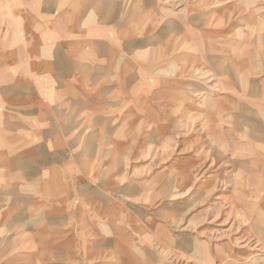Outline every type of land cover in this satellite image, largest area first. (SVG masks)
<instances>
[{"label":"rangeland","instance_id":"1","mask_svg":"<svg viewBox=\"0 0 264 264\" xmlns=\"http://www.w3.org/2000/svg\"><path fill=\"white\" fill-rule=\"evenodd\" d=\"M133 1L137 0H129L126 4L123 0V7L131 5ZM192 1L157 0V3H160L166 16H178L174 21L179 23L180 30L186 22L185 18L198 15L201 8L200 11H204L212 7L210 14L206 11L207 17H211L209 21L216 26V30L212 28L215 31L209 37L210 41L206 42V38L198 32H201L198 29V17L195 22L196 31L192 33L195 40L186 41L187 33L179 31L180 40L185 45L189 42L196 49L193 51L194 59L184 56L186 58L181 60V71L186 72L180 71L178 78L180 90L184 91L186 97L196 102H202L207 95L212 100H222L221 103L212 101L209 107L212 115L188 114L183 106L177 111L172 106L174 102L169 99L170 95L165 94L166 91H159L160 88L164 90L172 85L171 72L152 74L150 71H155L156 66L149 68L145 65L143 69L135 71V79H128L132 89L130 100L122 97L97 101L96 90H93V97L89 92L87 107L99 102L102 111L92 114L88 107L81 118L109 120L108 126L95 121V125L77 128L80 131V135H77V149L82 151L88 145L91 147L92 159L85 161L90 162L86 170L92 164L90 171L93 173V182L83 177L77 161L73 162L72 159V168H69L67 177L56 170L52 172V182L69 183L73 186L71 179L75 175L79 183L83 184L86 180L95 189L106 190L107 194L110 190L117 191V197L119 188H123L124 184L131 186L133 196L139 193L138 198H143L146 194V203L137 202L142 208L134 206L132 202L128 203L131 205L132 216L143 214L141 217L147 223L146 228L140 233L134 234L133 231L136 238L132 239L128 252L119 253L111 246L114 241L112 237L115 227L123 223L124 217L125 220L129 218V214L124 213L127 212V206H124L127 202H100L101 205L93 209L91 204L95 202H85L87 205H82V202H76V205L66 202H33L30 208L26 206L27 202L12 201V183H18V178L14 180L13 177V180L7 182L6 178L3 181L2 175L0 182L9 183L4 184L3 190L0 188V250L1 254L3 252L4 263L11 260L12 256L7 253L11 252L13 246L20 258L31 253L28 250L27 232L35 230V249L41 252L37 254L41 256H37L32 262L41 264L44 259L40 245L43 238L39 239L37 235L38 222L42 220L40 218L44 216V222L48 223L52 217L54 230L55 225H58L54 220L68 213L74 217L78 215L80 220L99 218L102 221L92 232L94 237L88 238L89 249H83L86 238L79 237L78 247L74 246L62 253L55 247L60 239L52 238V248L45 253L46 263L59 264V257H65V262L71 264V257L78 256L79 264H86L89 258L85 260V256L93 253V258L99 254L97 259L101 264H121L125 262L122 259H130L131 264H264V142H261L264 140V12L254 13L251 19H247L246 12H243L245 5L242 3L248 4V0H223V11L222 8L215 7L218 0H209L208 4L204 0H194L197 11L190 13L186 9ZM250 1L264 10V1ZM22 9L23 0L20 1V10ZM149 9L150 6L142 11ZM12 11V0L0 1V41L3 42L0 58L2 56L4 75L12 72L10 57L27 52L29 40L25 38L26 35L41 29L51 30L49 25H43L46 22L40 17L29 18L12 14ZM27 17L35 19V23L41 26H34L33 20L22 19ZM168 35L170 31H163L158 35L149 34V37L154 39L157 36L162 41L153 44L148 39L150 44L145 49L146 58L154 53L157 55L159 50L166 51L167 41L174 37ZM226 41L233 44H226ZM188 48L181 46L180 53L185 52L187 55ZM207 56L211 57V64ZM17 65L21 68L19 78H16L18 85L28 88L29 94H43L47 87L60 86L59 80L51 82L49 79L31 76L26 71V63ZM209 65L211 69L208 68ZM22 71L23 77L20 78ZM221 72L225 77L224 82L227 80L226 85L234 86L236 93L226 91L231 94L226 96L220 93V81L216 76ZM195 73L199 76L195 77ZM160 77H164L162 87L157 82L155 84V78L159 80ZM254 81L256 84L252 86ZM11 82L10 78H5L4 86H10ZM147 86L153 89L146 94V89L149 88ZM252 89L257 94L252 93ZM26 93H21L20 96L25 99L21 100L20 105L28 103L29 94ZM10 98V95L4 97V129L7 136H12L5 138L9 140L5 148L9 150V147H14L15 150L13 153H4L5 167L11 165V157L21 161L31 157L39 144H43V135L50 141L56 135L52 130L59 129H43L36 125L34 135L31 136H35L34 142L27 143L26 138L29 136L24 130L27 124H37L39 116H43V120L47 122L57 120L56 106L49 105L44 111L32 110L33 114L37 112L32 117L25 114L24 110L19 112V116H13L12 108L6 111L10 106ZM122 102H127V105L119 109ZM102 104L110 106L103 109ZM46 105L47 102L41 106ZM112 109L113 112H109ZM160 117L163 125L157 126L156 122H159ZM131 122L139 124L126 128L125 132L118 135L121 124ZM13 123L19 124L20 128L11 130ZM89 134L90 139L85 141ZM71 143L70 140L63 143L56 141L53 144L47 142V146H53V149L65 146L68 150ZM113 147L116 148L115 152L111 151ZM35 156L38 155L35 153ZM35 167V183L42 184L45 176L42 166ZM122 172L123 176L120 175ZM23 190L20 189L19 192L27 193ZM17 193L18 190L16 195ZM33 215L36 218L31 221ZM77 228L75 226L74 230ZM98 230L105 234L101 235ZM12 234L14 238H11ZM100 235L102 239L99 238ZM93 239H100L105 244L100 253L93 250ZM20 264H28V261H21Z\"/></svg>","mask_w":264,"mask_h":264},{"label":"crops","instance_id":"2","mask_svg":"<svg viewBox=\"0 0 264 264\" xmlns=\"http://www.w3.org/2000/svg\"><path fill=\"white\" fill-rule=\"evenodd\" d=\"M0 1L3 2V0ZM20 1L21 0H12V14L28 16L29 18L40 17L46 22V24L43 25H49L51 30L41 29L25 36V38L29 40L27 52H23L21 56L13 54L12 58L10 57L9 61L11 63H9L12 72L9 74L4 75L2 73V56L0 58V176L4 175L3 181L4 178H6L7 182L13 180V177L14 180L18 178V183L15 181L12 183V201L27 202L26 206L30 208L33 202H66L69 205H73L74 203L76 205V202H82V205L88 204L85 202H95L91 204L92 209L96 206L99 207L101 205L100 202H127L124 205L127 206V212L124 213H128L129 218L125 220L124 217L123 223H121L119 227H115V233L112 237L114 241L111 245L119 253L123 252V254H125L132 244V239L134 237L136 238V236L133 235V231L134 234L140 233L147 225V223L142 220V213L132 216L131 205L128 203L132 202L134 206L142 208L137 202L146 203L148 201L147 195L145 194L143 198H138L139 193L133 196L131 186H126V184H124L123 188H119L117 197V191L110 190L107 194L106 190L99 188L95 189L93 185L88 181L86 182V180L83 184L79 183L75 175H73L71 179V182L74 183L73 186L69 183L52 182V172L56 170V172L61 175L66 174L67 177L69 168H72V159L73 162L77 161L83 177L93 182V173L91 174L90 171L92 170V164L86 170V166L90 162L85 161L87 159H92L91 147L88 145L82 151L77 149V135H80V131L77 128L95 125V121L105 123L106 126H108L109 120L106 119V121H102L100 119H93L92 117L81 118V116L88 111V107L89 113L92 114L102 111V108L98 105L99 102L92 103L91 106L88 105L87 107L86 104L89 103V92H91V97H93V90H96L95 97L97 101L100 99H121L122 97L126 100H130L132 98V89L130 88L128 79H135V71L143 69L145 65L149 68L156 66L155 71H150L152 74L161 71L171 72L172 85L166 87L164 90L159 87V91L161 90L163 93L166 91L165 94L170 95L169 99L174 102L172 106L176 108L177 111L181 110V106H183V110H186L188 114L200 116L202 113H207V115H212L209 112L211 110L209 107H211L212 101H219V103H221L222 100H212L211 97L207 95L202 99V102H196L186 97L184 91L180 90L178 79L181 71V60L183 61V58L186 57L194 59L195 55L193 51L196 49V47L192 48L189 42L188 45H185L184 41L180 40L179 31L187 33L188 39L186 41L195 40L192 33L196 31L195 27L197 24H195V22L198 17V19H200V28L198 29L201 30V32H198L203 38H206V42L210 41L209 37L213 35L216 26L212 25V22L209 21L211 17H207L206 11L210 14L209 11L212 7L204 11H200L202 10L201 8L198 10V15L193 14L189 16V18H185L184 21L186 20V22L180 30L179 23L174 21L178 16H166L167 14L163 13L162 7L159 6L160 3H157V0H142L141 2L137 0L131 2V5L127 7H123V0H23L22 10H20ZM128 1L129 0H124L125 4ZM193 1L187 5V12L191 13L192 11H197ZM208 1L209 0H204V3L208 4ZM222 2L223 0H218L215 7L222 8ZM132 4L134 5L132 6ZM142 5L144 6L143 8ZM242 5H245L243 12H246L247 19H251V15L254 13L260 14V12H264L263 8L258 7L255 2L250 0H248V4L244 2ZM149 6L151 9L145 12L142 11V9L144 10ZM1 14L4 15V12H1ZM165 16L167 19H165ZM28 17L22 19L24 21L33 20L34 26H41V24L35 23V19H29ZM2 27L4 29V26ZM212 28L215 30L213 31ZM158 31H164V33L165 31H170L168 37L174 36L169 39L170 41H167L168 44L165 46V52L168 53L164 55V50H159L157 55L154 53L149 58H146L145 49L150 44L148 39H151L153 44H159L162 41V38H156L157 36L154 39L149 37L151 33L158 35L160 33H158ZM2 43L3 42L0 41V48L3 47ZM225 43L232 42L226 41ZM181 46L182 48L184 47V49L190 46L187 50V55L185 52L180 53ZM208 57L209 56H207V58ZM209 58V64H211V57ZM19 63L28 64L26 71L34 78L49 79L51 82L59 80L60 86L47 87L43 94H34L33 92L29 94V89L20 87L16 79L19 78V72L21 71V68L17 65ZM164 63H166V65ZM208 68L211 69V65H209ZM24 71L21 72L22 74L20 73V78L23 77ZM183 72H186V70L181 71V73ZM194 76L198 77L199 74L195 73ZM223 76L224 74L222 72L220 75L216 76L220 81V85H218L221 90L220 93H224L225 96L226 94L231 95L226 93V91H235L236 93L237 89L232 85L227 86V80L224 82L223 79H225V77ZM5 78H10L12 80L11 85L8 87L4 86ZM163 78L164 77H160L159 80L155 78V84L157 82L162 87ZM61 80L64 81L61 82ZM252 84V86H254L256 84L255 81L252 82ZM151 88L150 86L146 89V94L151 92ZM252 90V93L257 94L254 89ZM21 93L29 94L27 95L28 103L24 106L20 105L21 100L25 99V97L20 96ZM7 95H10L11 98L8 99V104H10V106L7 107L6 111L12 108L13 116H19V112L24 110L25 114H30L29 117H32L37 113H31L32 110L44 111L49 105L56 106L55 114L58 116L57 120H50L47 122V120H43V116H39L37 117L39 119L37 124H27V127L24 128V130L26 129L25 134L29 136L26 138L27 143L30 144L34 142L33 138L35 136H31L34 135V127L36 125L43 129H59L52 130L56 135H54L50 141L43 135V144H39L38 149L35 151L38 156H35V153H33L31 157L22 161L19 158L11 157V165L5 167L3 164V159L5 157L4 153H13L15 150L14 147H9V150L5 148V144H8L9 141L5 138L12 137L7 136L8 133H5L4 129V97ZM181 95L184 96L181 98ZM106 96L109 98H106ZM164 97L165 96H163V98ZM16 102H18V104ZM45 102H47V105L41 106ZM125 105H127V102H122L118 108L121 109V107ZM102 106L103 109H105L110 105L102 104ZM109 112H113V109ZM158 121L159 122H156L157 126H162L163 121L161 117ZM137 124H139V122L121 124V127L117 131L118 135L121 132H125L126 128L133 125L137 126ZM16 128H20V125L13 123L11 130ZM90 135L91 134L87 135L85 141L90 139ZM65 140L72 141V143H75V146L71 147V143L68 150H66L65 146L55 149L52 148L53 146L50 148L47 146V142L52 144L56 141L63 143ZM261 142H264V140ZM90 143L91 141L89 144ZM81 144H83L82 140ZM111 151L115 152L116 148L113 147ZM35 165L42 166L45 175L41 182L42 184L35 183ZM253 173H251V175ZM120 175L123 176L124 173L122 172ZM118 178H121V176ZM69 181L70 180H68V182ZM4 184L9 183L0 182V188L2 190L4 189ZM20 189H24L23 191H27V193L21 194L19 192ZM17 190L18 193L16 195ZM104 210H106V207ZM35 218L36 216L33 215L30 220L32 221ZM40 219L42 220L38 222L37 235L39 239L43 238L44 242L40 243L43 249L42 253L44 254V259L41 261V264H51L45 262V253L52 248V238L58 237L60 239V242L56 244L55 247L62 253L69 248L77 246L79 237L86 238L87 241H85V244L87 246L83 245V249H89L88 238L94 237L92 232L95 231L97 224L102 221V219L100 220L99 218L97 220H94V218H82L80 220L78 215L74 217V215L67 213L54 220L58 225H55L53 230L52 217L48 223L44 222V216ZM80 222L82 225H79ZM75 226H78L76 230H74ZM80 226L81 229H79ZM98 232L101 235L105 234L104 232L102 234L99 230ZM101 235L99 237L100 239H102ZM27 237L29 239L28 250H31V253H27L26 256L20 258L18 255L19 252H16V247L13 246L11 252L8 251L7 253L12 256L11 260L4 263L3 252L1 254L0 250V264H20L21 261H28V264H33L32 261L36 260L37 256H41L37 255L41 254V252L35 249L37 243L36 240H33L36 237L35 230L33 232H27ZM11 238H14V234L11 235ZM100 239H93V245L95 246L93 250H95V252L99 251V253L105 245ZM86 254L85 251L84 255ZM93 255V253H90L89 255L87 254L88 257L85 256V260L89 258L86 264H101L97 259L99 254L94 258ZM122 260L125 262L121 264H131L130 259ZM57 261L59 264H68L65 262V257H59ZM69 261L71 264H79L78 256H72Z\"/></svg>","mask_w":264,"mask_h":264}]
</instances>
